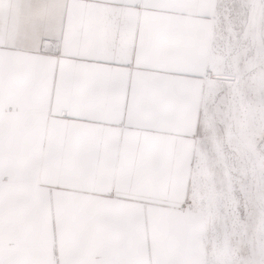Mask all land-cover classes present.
I'll use <instances>...</instances> for the list:
<instances>
[{
	"label": "snow or ice",
	"instance_id": "6c2138e0",
	"mask_svg": "<svg viewBox=\"0 0 264 264\" xmlns=\"http://www.w3.org/2000/svg\"><path fill=\"white\" fill-rule=\"evenodd\" d=\"M181 2L0 0V264H196L161 197Z\"/></svg>",
	"mask_w": 264,
	"mask_h": 264
},
{
	"label": "rangeland",
	"instance_id": "374dc122",
	"mask_svg": "<svg viewBox=\"0 0 264 264\" xmlns=\"http://www.w3.org/2000/svg\"><path fill=\"white\" fill-rule=\"evenodd\" d=\"M208 76L188 186L167 197L166 180L162 199L196 264H252L264 228V0H219Z\"/></svg>",
	"mask_w": 264,
	"mask_h": 264
},
{
	"label": "crops",
	"instance_id": "0c3cea01",
	"mask_svg": "<svg viewBox=\"0 0 264 264\" xmlns=\"http://www.w3.org/2000/svg\"><path fill=\"white\" fill-rule=\"evenodd\" d=\"M219 0H182L171 18L170 31L183 74L175 86L180 119L167 145L169 172L167 180L180 196L188 186L190 158L201 128L205 92L209 80V62L214 35V18ZM161 193V197H163ZM173 221L179 218H172ZM189 221V220H188Z\"/></svg>",
	"mask_w": 264,
	"mask_h": 264
},
{
	"label": "built area",
	"instance_id": "2783aa9c",
	"mask_svg": "<svg viewBox=\"0 0 264 264\" xmlns=\"http://www.w3.org/2000/svg\"><path fill=\"white\" fill-rule=\"evenodd\" d=\"M259 146H260V149L263 151L264 153V133L261 135V138L259 140Z\"/></svg>",
	"mask_w": 264,
	"mask_h": 264
},
{
	"label": "water",
	"instance_id": "95a60500",
	"mask_svg": "<svg viewBox=\"0 0 264 264\" xmlns=\"http://www.w3.org/2000/svg\"><path fill=\"white\" fill-rule=\"evenodd\" d=\"M217 77H218V78H224V79H225V78H228V77H225V76H217Z\"/></svg>",
	"mask_w": 264,
	"mask_h": 264
}]
</instances>
